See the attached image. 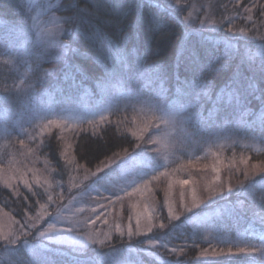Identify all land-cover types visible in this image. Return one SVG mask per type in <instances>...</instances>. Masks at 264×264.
I'll return each instance as SVG.
<instances>
[{"label":"rangeland","instance_id":"rangeland-1","mask_svg":"<svg viewBox=\"0 0 264 264\" xmlns=\"http://www.w3.org/2000/svg\"><path fill=\"white\" fill-rule=\"evenodd\" d=\"M51 1L22 0L19 18L31 35L0 40V90L10 104L0 113V190L19 200L22 212L18 216L0 195V264H40L32 260L34 248L22 250L28 237L73 251L100 248L114 238L125 242L112 249L103 264H147L139 257L144 248L181 257L195 247V258L205 261L264 258V241L242 230L234 212L229 220L201 213L196 219L201 228L198 240L180 241L171 232L159 235L161 223L166 226L183 213L240 189L238 206L264 224V180L259 178L264 176L260 172L264 165L252 158L264 151V121L257 118L264 108L249 120L244 105L227 95L216 101L218 109L208 112L204 107L210 96L196 98L199 86L209 89L205 74L226 66L236 49L244 48L261 64L264 48L260 50L256 42L264 40V0H171V4L163 0L214 42L185 95L171 98L165 85L161 91L158 80L149 83L157 71L132 58L110 70L99 96L87 92L70 99H55L35 89L42 74L41 60L55 51L61 28ZM240 87L243 95L245 88ZM106 126L130 136L134 149L88 170L73 155L76 137L84 132L97 135ZM51 134L59 141L62 175L43 152ZM181 180L190 183L181 185ZM149 216L155 225L151 232L145 228ZM49 225L55 228L45 231ZM5 237L22 242L14 248L16 243L8 244ZM238 248L246 251L237 252ZM229 249L231 255H213L228 254Z\"/></svg>","mask_w":264,"mask_h":264},{"label":"trees","instance_id":"trees-1","mask_svg":"<svg viewBox=\"0 0 264 264\" xmlns=\"http://www.w3.org/2000/svg\"><path fill=\"white\" fill-rule=\"evenodd\" d=\"M21 1L0 0V40L31 35L29 26L19 18ZM52 1L53 12L59 18L61 28L56 36L55 51L46 54L41 60L42 74L35 89L38 93L50 94L55 99L80 97L87 92L99 96L102 87L97 85H104L110 70L132 58L143 60L159 72L170 97L176 98L179 95L177 87L187 89L189 82L201 72L195 69L199 62L205 60L214 43L207 32L197 31L195 26L187 24L163 0ZM256 43L260 44V50L264 48V40H257ZM223 49L224 46H220V50ZM262 51L264 54V49ZM257 63L250 54L245 53L244 48H238L226 66L207 72L205 79L210 99L205 103V112L219 106L216 94L234 78H238L244 87L250 78L255 77L260 86L264 87V71ZM67 73L74 74L77 82L71 78L66 79ZM240 89L242 88L239 87V91ZM244 92L243 101L249 108L250 120L264 105L259 99ZM8 103V97L0 90V113L9 108ZM134 146V140L130 136L119 134L113 126H106L97 135L80 133L74 143L73 155L80 165L94 170L119 153L133 151ZM58 150L59 141L51 134L44 141L43 152L55 170L62 175L63 164ZM252 158L264 165V151L253 154ZM259 178L264 180V176ZM257 179L245 183V187L255 183ZM242 191L240 189L229 193L209 205L183 213L160 230L159 235L165 236L171 232L180 241L197 239L201 228L196 219L202 217L201 213H209L212 219L221 217L225 220L234 218L233 214L236 213L239 227L246 233L255 235V240L264 241V224L254 221L250 213L237 204ZM0 195L7 204L15 207L18 216H22L19 200L5 189L0 190ZM223 206L225 209L221 210L220 207ZM28 238L29 241L23 245L25 247L21 248L23 252L29 247L34 248L32 260L35 262L37 259L40 264H103V258L112 249L125 244L114 238L109 245L100 248L87 246L81 251H73L62 245ZM21 242L16 243L14 248ZM129 242L138 246L136 241ZM197 253V248L192 247L184 256L173 257L144 248L139 257L147 264H161L164 260H169L166 264H264V258L254 256L205 261L195 258ZM27 258H31V255Z\"/></svg>","mask_w":264,"mask_h":264},{"label":"snow or ice","instance_id":"snow-or-ice-1","mask_svg":"<svg viewBox=\"0 0 264 264\" xmlns=\"http://www.w3.org/2000/svg\"><path fill=\"white\" fill-rule=\"evenodd\" d=\"M170 4H171V0H170ZM260 68L262 71H264V61L261 62ZM65 78L66 79L71 78L73 81L77 82L76 76L72 73H67ZM157 80L160 82L159 86H160L161 91L162 92L165 91L164 80L161 77V75L159 74V72H156L155 76H151L149 78L148 82L152 83L153 81H157ZM240 83H241V81L238 78H234L233 81L229 85H227L224 89H221L220 92L216 94V100H217V102L222 101L224 99L225 95H227L229 97L230 101H234V103L239 104V105H244L243 113L248 115L250 113V111L247 109V105L244 104V101L241 99L242 93L239 91ZM97 86L103 87L102 84H98ZM199 87H200V91L197 92V94H196L197 99L200 98L201 94L203 96H210L209 91L205 90V86L201 85ZM244 88H245V91L247 92V94L249 96H254L255 98L260 100L262 105H264V87L260 86V82H258V80L255 77L250 78L247 81L246 85H244ZM229 89H231V91H229ZM176 91L179 95H185L183 86H178ZM256 93H259V95L257 96ZM257 118L260 119L261 121H264V112L258 113ZM102 119H103V117H102ZM98 171H99V169H98ZM217 171H219V169H217ZM260 172L264 173V168H261ZM215 179L219 180L220 178H219V176H217ZM179 183L181 185H187L190 183V181L181 180ZM145 188H147V182L145 183ZM135 191H139V189H135ZM182 195H183V193H182ZM49 199L51 200V197H49ZM192 202H193V205H195L197 203V196H196V189L195 188H193V190H192ZM168 210H169V213L172 214L171 205L169 206ZM154 226L155 225H153V223H152V218H151V216H149V226L145 227V228L147 229L148 232H151ZM159 227L163 228V227H165V225L163 223H161L159 225ZM54 228H55V225H49V229H46L45 231H48V230L54 229ZM139 229H140V227L137 228V231H139ZM128 231H129V235L133 234L131 228H129ZM43 234H44V232H40V235H43ZM24 235H27V233H24ZM5 239L7 240L8 244L16 243V241L13 239H8L7 237H5ZM172 251L175 252V249H172ZM244 251H246V249H244V248H238L237 249V252L242 253ZM213 255H218V256L231 255V249H229L228 254L213 253Z\"/></svg>","mask_w":264,"mask_h":264},{"label":"clouds","instance_id":"clouds-1","mask_svg":"<svg viewBox=\"0 0 264 264\" xmlns=\"http://www.w3.org/2000/svg\"><path fill=\"white\" fill-rule=\"evenodd\" d=\"M8 61H5V63H7Z\"/></svg>","mask_w":264,"mask_h":264}]
</instances>
